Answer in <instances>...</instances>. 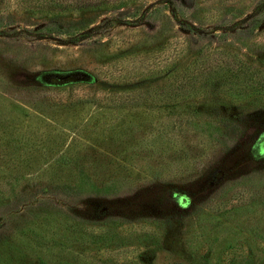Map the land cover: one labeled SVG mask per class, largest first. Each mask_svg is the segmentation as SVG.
<instances>
[{"label":"rangeland","instance_id":"rangeland-1","mask_svg":"<svg viewBox=\"0 0 264 264\" xmlns=\"http://www.w3.org/2000/svg\"><path fill=\"white\" fill-rule=\"evenodd\" d=\"M151 1L0 0V264H264V84L175 75L214 47L264 83V0Z\"/></svg>","mask_w":264,"mask_h":264},{"label":"trees","instance_id":"trees-1","mask_svg":"<svg viewBox=\"0 0 264 264\" xmlns=\"http://www.w3.org/2000/svg\"><path fill=\"white\" fill-rule=\"evenodd\" d=\"M142 1L144 0H15L17 5L27 7L31 11L47 18L61 16L66 11L110 12L111 14L103 18L100 24L92 27L91 30L93 31L102 29L105 26H112L116 22L121 21L123 16H128V12H124L121 9L130 8L133 4ZM159 3L169 7L175 19H179L176 8L178 0H153L148 4V7L151 8ZM142 15L143 12H140L137 18L142 17ZM123 19L127 21L128 18L124 17ZM7 29L5 31L9 32ZM84 34L86 32L77 34L59 32L58 35L64 37L66 40H76ZM192 60L196 62L192 66L187 65L184 67L183 71L186 70L184 74L176 72L175 75L187 78L189 73L191 75L194 73L193 75L204 74L206 76L212 72L214 75V89L224 91L237 98L243 97L251 91L258 93L264 84L260 79L258 68L238 54H229L224 50L215 49L214 47H211L209 50L200 48L196 51ZM198 83H202L201 80ZM183 86L184 84L180 83L178 86H174V88L176 91H184L181 89ZM191 88L199 89L197 85Z\"/></svg>","mask_w":264,"mask_h":264}]
</instances>
